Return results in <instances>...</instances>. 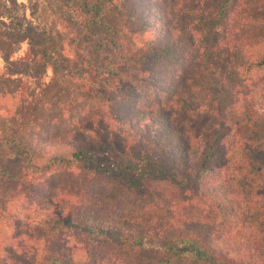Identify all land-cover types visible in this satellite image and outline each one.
<instances>
[{
	"label": "trees",
	"instance_id": "obj_1",
	"mask_svg": "<svg viewBox=\"0 0 264 264\" xmlns=\"http://www.w3.org/2000/svg\"><path fill=\"white\" fill-rule=\"evenodd\" d=\"M58 2L54 10L84 38L75 48L86 44L88 68L59 64V46L35 18L54 75L96 95L110 79L134 95L163 78L167 100L108 106L50 137L26 140L0 125V221L15 232L0 264H264V0H131L124 11L117 0ZM173 71H182L174 90ZM92 126L103 134L95 146L110 157L105 165L93 157ZM77 169L162 210L135 219L83 209L94 194L63 198L49 184ZM42 180L48 193L28 198L25 187ZM190 203L203 208L198 216Z\"/></svg>",
	"mask_w": 264,
	"mask_h": 264
},
{
	"label": "rangeland",
	"instance_id": "obj_2",
	"mask_svg": "<svg viewBox=\"0 0 264 264\" xmlns=\"http://www.w3.org/2000/svg\"><path fill=\"white\" fill-rule=\"evenodd\" d=\"M52 2V0H0L1 126L16 132L26 140L36 135L50 137L79 128L84 121L105 113L108 106L133 107L138 104L147 106L167 100H163L164 95L168 94L167 82L163 78L158 79L155 86L149 85L135 90L134 95L127 91V83L124 80L110 79L102 83L104 87L100 86L102 89L96 95L83 90L84 83L81 80L70 81L54 75L50 61L41 56L44 53L45 39L40 35L44 33L45 37L48 34L53 43L60 48L65 60L59 64L77 69L80 68L79 62L83 60L85 68H88V65L85 54L81 51L86 44H82L80 50L75 48L77 39L84 38L80 36L77 38V33L67 18L61 16V11L54 10L55 5L58 6V0H54L55 4ZM117 3L124 11L130 8L131 0H117ZM38 15L40 17H37ZM35 18L43 20L48 27L43 34ZM162 68L163 74L169 71L167 66ZM181 72H172L176 75L174 79L172 78L174 81L171 83L172 90L181 85L179 78ZM92 129V132L96 133L90 136V142L95 146L103 134L93 126ZM1 150L5 154L3 158H13L5 149ZM93 157L104 165L110 158L98 146H95ZM10 162L9 159L6 162L8 170L12 173L17 172L18 164ZM65 183L68 184L67 187ZM43 184L44 180L25 187L26 196L32 199L33 194L41 192L42 188L48 193ZM49 184L51 186L60 184L57 188L61 190L62 195H59L61 197L74 189L78 194L76 199H82L81 188L94 194L95 197L90 204L81 203L83 209L87 206L92 212L117 211L135 219H148L150 215L159 214L162 210L157 204L150 209L142 207L139 200L125 194L108 177L94 176L84 170L77 169L65 176H52ZM156 186L162 191L166 190L163 185H153ZM52 192L53 190H50V193ZM8 208L14 210L15 202L9 204ZM188 208L194 216H198L203 210L197 203H190ZM14 234L12 227L0 221V247L7 245Z\"/></svg>",
	"mask_w": 264,
	"mask_h": 264
}]
</instances>
